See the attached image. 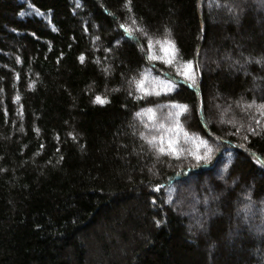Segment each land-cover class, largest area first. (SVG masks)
Wrapping results in <instances>:
<instances>
[{"label": "trees", "instance_id": "trees-1", "mask_svg": "<svg viewBox=\"0 0 264 264\" xmlns=\"http://www.w3.org/2000/svg\"><path fill=\"white\" fill-rule=\"evenodd\" d=\"M130 18L174 41L194 80L145 59ZM146 69L178 87L135 98ZM172 102L187 112L169 117ZM262 103L264 0H0V264H263L244 251L259 239L264 257ZM148 107L154 120L136 116ZM176 122L208 141L207 164ZM161 135L179 158L148 143ZM213 205L223 216H202Z\"/></svg>", "mask_w": 264, "mask_h": 264}, {"label": "snow or ice", "instance_id": "snow-or-ice-1", "mask_svg": "<svg viewBox=\"0 0 264 264\" xmlns=\"http://www.w3.org/2000/svg\"><path fill=\"white\" fill-rule=\"evenodd\" d=\"M130 2V0H126V5ZM130 10V9H129ZM131 19V25L136 26L133 28L132 26L121 24L119 25L120 28L124 29V34L126 36H132L134 31L139 32L141 35L147 38L148 40V51L145 56V59L149 61H161L163 64L171 65L176 68V72L183 78L194 80L191 70V61H181L179 58L178 49L175 46V42L168 38V36H165L163 40L156 39L155 42H153V39L149 37L148 33L141 28L137 21L134 18ZM138 42V38H137ZM153 43L158 44L160 46L159 52L160 54H155L153 51ZM142 50L143 47L141 46ZM81 60H83V57H81ZM183 69V70H182ZM130 84H133L136 88V90L141 94L135 98L146 100L148 96L155 95L159 96L161 92H172L174 88L178 87V84L175 82L174 79H160V77H151V70L146 69L144 72L140 73V77L133 78L132 81H130ZM129 95H132L130 92ZM107 100L106 97H101L100 95H97L94 99L95 103H105ZM255 104V101H253L252 104L247 105V107L251 108ZM172 107L179 109L180 111L176 113H169V117H179L181 114H184L188 110V106L184 104H179L172 102ZM157 108H163L167 107V105H157ZM257 111H260L262 115H264V103L260 105H256ZM142 113L148 114L149 120L155 119V110L152 107H148L146 109H141L140 112L136 113V116H140ZM229 123H234V121H229ZM160 128L163 129L164 125L161 124ZM175 132L174 135L179 136L180 132H183V135L186 140L191 141V143L194 145V150L190 151L188 154L191 155L197 164L204 163L207 164L211 160L213 149L211 146H209L208 141L203 139L202 137H199L198 133H189L186 129H183L182 125L179 124V122H176L174 125ZM166 131L173 132V128L169 127ZM239 131V129H237ZM248 131H253L251 127L248 128ZM141 136H144L143 133H141ZM247 137H245L246 139ZM146 140H148L147 137H145ZM160 141V147L159 151L161 153L168 152L169 155H174L177 158H179L180 155L183 154V150L178 151L177 147L175 146L178 143V140L169 138L167 139V145L168 147H163V144L165 143V136L161 135L159 137L153 136L150 140H148V143L152 144L154 141ZM155 146V145H154ZM203 148V154H200V149ZM159 223V222H157Z\"/></svg>", "mask_w": 264, "mask_h": 264}, {"label": "rangeland", "instance_id": "rangeland-1", "mask_svg": "<svg viewBox=\"0 0 264 264\" xmlns=\"http://www.w3.org/2000/svg\"><path fill=\"white\" fill-rule=\"evenodd\" d=\"M215 112L218 115V118H219L220 121H225V119H226L225 116L226 117L229 116L228 110L225 108V106L220 105L219 103L218 104H215ZM214 175H216V177H217V174H214ZM202 185L206 188V190H205L206 195H205V197L202 196V199H200V200L201 201H204V202H205V200L206 201L207 200H210L211 203L216 202V199H217L216 193L214 192V190L210 186H208V183H207V180L206 179L203 180ZM224 185H225V188L226 189L233 186L232 183H229V184L225 183ZM187 188L189 190H191L192 192H194L193 183L192 184L191 183L188 184L187 185ZM225 191L226 190H224V192H222L223 193L222 194L223 196H224V193H226ZM190 199H191L192 202H195V197L194 196L190 197ZM241 200H237V202L234 205H238L239 204L240 207L241 206H246L247 204L244 205L243 202H241ZM205 215L206 216L208 215V217L211 218V217H214V216H223V213L219 212L217 210V208L214 207V205H213L210 208L209 207H206V209L203 212L202 216H205ZM198 216H200V215H196L195 214V215L187 216V217L190 218V219H194V220H192V223H191L192 224V228H193L194 231L196 230V231H199L201 233H206L207 232V224H204V222L206 220L204 219V217H202V219L200 220V218ZM245 227H246L247 230L249 229V230H253L254 231V229H256V226L255 225L254 226L253 225H250V222L246 223L245 224ZM242 230L243 229H240L238 232H241ZM239 235L240 234H236V233L232 234V233H230L229 234V237L231 236V237H234V238H238L239 239V238H241V236H239ZM260 236L261 237L264 236V230L261 232ZM255 242H256V244L254 245V248L253 249H248L247 248V249H244V251L247 252V253H249V254H251V255H253L256 260H258V261H260V262H262L264 264V257L261 256L262 254L259 251V239H255ZM263 255H264V253H263Z\"/></svg>", "mask_w": 264, "mask_h": 264}]
</instances>
